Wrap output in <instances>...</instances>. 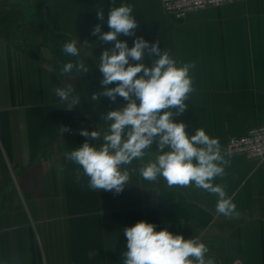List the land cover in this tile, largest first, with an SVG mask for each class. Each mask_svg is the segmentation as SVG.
<instances>
[{
    "label": "crops",
    "instance_id": "0c3cea01",
    "mask_svg": "<svg viewBox=\"0 0 264 264\" xmlns=\"http://www.w3.org/2000/svg\"><path fill=\"white\" fill-rule=\"evenodd\" d=\"M114 4L131 5L138 22L135 36L119 37L129 47L142 36L159 41L178 65L195 63L188 109L175 120L189 134L204 129L219 140L229 163L213 183L224 187L238 214H219L217 197L194 184L144 180L136 160L120 194L90 190L87 177L77 183L79 166L66 153L86 140L99 147L107 127L102 116L125 104L121 97L91 99L103 91L99 57L112 46L92 30L97 24L110 30L96 13L102 7L107 19L113 0H0V264H122L123 229L141 220L199 238L216 264H264V161L227 153L232 136L264 126V0L182 19L167 14L161 0ZM72 40L88 42L80 50L90 70L60 75L62 64L77 59L61 50ZM151 60L146 55L144 62ZM69 85L79 98L71 109L55 94ZM62 126L71 132L61 135ZM81 129L98 130L101 139L81 136Z\"/></svg>",
    "mask_w": 264,
    "mask_h": 264
},
{
    "label": "clouds",
    "instance_id": "9594fccd",
    "mask_svg": "<svg viewBox=\"0 0 264 264\" xmlns=\"http://www.w3.org/2000/svg\"><path fill=\"white\" fill-rule=\"evenodd\" d=\"M96 15L110 30L103 32L101 24H97L92 35L112 46L105 48L99 57L103 91L93 93L91 99L98 101L106 96L115 102L121 97L125 104L102 116L107 127L99 147L86 140L66 153L67 161L79 166L74 173L76 182L87 177L90 190L120 194L131 179L128 166L136 160L140 165L134 171L138 170L144 180L156 182L162 177L169 187L194 184L217 197L219 214L225 217L238 214L224 187L213 183L217 177H223L229 163L221 154L219 140L204 129L189 134L187 125L175 120L188 109L186 102L194 91L190 71L196 67L195 63L178 65L168 51L161 50L159 41L150 43L140 36L129 47L119 39L121 35L135 36L138 28L131 5L115 6L113 0L107 19L102 7L97 8ZM86 44L87 41L81 44L77 40L62 44L63 53L77 59L62 64L60 75L73 72L83 75L90 70L80 50ZM146 55L152 57L150 64L144 62ZM112 84L116 86L109 87ZM73 92L71 85L55 88L61 104L66 106L71 101L73 106L69 109L79 103ZM58 130L61 135L71 132L67 126ZM79 134L93 141L101 139L98 130L81 129ZM153 145L155 152L151 151ZM146 156L154 158L144 163ZM123 234L127 250L122 253V264H216L199 238L185 239L167 228L157 231L155 224L144 220L125 227Z\"/></svg>",
    "mask_w": 264,
    "mask_h": 264
},
{
    "label": "built area",
    "instance_id": "2783aa9c",
    "mask_svg": "<svg viewBox=\"0 0 264 264\" xmlns=\"http://www.w3.org/2000/svg\"><path fill=\"white\" fill-rule=\"evenodd\" d=\"M164 11L182 19L189 13L218 7L245 0H161ZM227 153L244 156L249 160L264 161V126L249 130L246 134L232 136L227 145Z\"/></svg>",
    "mask_w": 264,
    "mask_h": 264
}]
</instances>
